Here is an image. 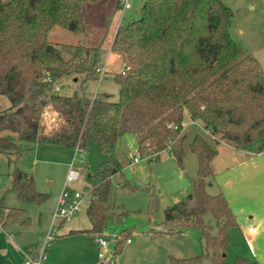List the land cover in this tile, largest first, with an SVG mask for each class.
Listing matches in <instances>:
<instances>
[{
  "label": "trees",
  "instance_id": "trees-1",
  "mask_svg": "<svg viewBox=\"0 0 264 264\" xmlns=\"http://www.w3.org/2000/svg\"><path fill=\"white\" fill-rule=\"evenodd\" d=\"M98 1L0 0V95L11 103L0 111V134L11 131L22 142L74 148L84 147L91 137L105 148L133 131L140 136L141 148L151 150L155 159L169 149L181 165L187 113L210 132L214 144L199 134L189 143L198 159L197 178L186 197L165 209L163 225L172 228L171 234L198 228L205 252L171 256L164 264H227L231 229L238 222L225 195L207 191L209 178L215 176L211 163L221 141L242 148L262 139L264 151L260 62L231 36L234 13L224 1L146 0L140 19L120 26L111 46L125 65L124 72L114 75L120 83L118 101L109 96H61L55 82L71 73L89 77L96 72L98 56L83 40L58 44L48 36L55 26L78 35L85 32L83 8ZM0 152L15 154L16 163L26 151L0 136ZM10 176L21 203L40 205L48 200V194L37 191L33 176L16 164ZM110 188V177H104L91 190L88 232L102 233L110 220L126 214L113 212ZM208 214L214 226L206 221ZM18 222L31 223L26 209L0 202V228L7 230ZM75 232L81 231H71ZM118 238L116 253L122 247ZM235 264L260 263L237 256Z\"/></svg>",
  "mask_w": 264,
  "mask_h": 264
},
{
  "label": "rangeland",
  "instance_id": "rangeland-1",
  "mask_svg": "<svg viewBox=\"0 0 264 264\" xmlns=\"http://www.w3.org/2000/svg\"><path fill=\"white\" fill-rule=\"evenodd\" d=\"M123 1L99 0L85 4V32L82 34L60 26L51 30L48 39L52 43L78 44L83 40L98 52L96 72L89 77L84 73L63 76L55 82L58 94L64 97L85 96L91 100L109 96L110 100L118 101L120 83L114 75L124 72L125 65L109 51L112 33L116 26H126L140 19L146 0H128L129 9H124ZM222 1L234 13L231 36L258 59L264 71V0ZM10 106L9 99L0 95V111ZM184 131L187 140L181 165L169 149L155 159L157 155L141 148L140 136L133 131L123 134L116 144L105 148L91 137H87L84 147L74 148L45 142L36 145L22 142L11 131L0 134L26 151L16 163L15 154L0 152V202L8 207L26 209L31 218L28 225L18 222L7 230L0 228V264H24V251L28 249L32 250L30 254L37 256L44 252L43 264H164L171 256L185 258L204 253L205 244L198 228L190 227L179 234H171L169 230L172 228L163 225L165 209L186 197L191 181L197 178L198 159L191 153L189 143L195 135H207L201 124L192 121L188 114L185 115ZM260 142L262 139H257L247 146L256 151L255 146ZM228 151L232 150L229 148ZM226 155L221 157L226 158ZM75 158L74 166L81 178L68 183L70 164ZM15 164L33 176L37 191L49 195L47 201L36 205L18 200L11 187L10 176ZM104 177L111 180L109 202L113 212L126 214L118 220H110L107 228L99 234L88 232L90 222L86 209L71 221L61 223L55 213L62 191H79L86 195ZM214 177L209 178L212 183L208 187V192H214L213 195L217 192ZM211 218L208 214L205 219L214 226ZM68 227L81 232L70 234ZM212 232H216L215 228ZM112 235L121 237L118 245L122 247L117 253ZM99 237L109 242L104 259L98 256L100 249L96 240ZM128 239L131 242L127 244ZM241 244L242 239L237 238L236 243L229 246L227 264H235L237 255L245 256L235 250Z\"/></svg>",
  "mask_w": 264,
  "mask_h": 264
},
{
  "label": "crops",
  "instance_id": "crops-1",
  "mask_svg": "<svg viewBox=\"0 0 264 264\" xmlns=\"http://www.w3.org/2000/svg\"><path fill=\"white\" fill-rule=\"evenodd\" d=\"M118 28L119 26H116L112 33L109 47L111 55H114L111 52V46ZM115 56L121 60L120 56ZM111 69H114V66ZM205 131L207 135L204 137L212 143L213 137L209 131ZM221 144L223 146L220 148ZM260 144L255 146L257 148L255 151L250 150L251 147L247 145L235 148L221 141L217 147L218 156L212 161L211 168L215 174L213 182L217 186L216 194L223 193L225 195L238 222V226L231 229V236H233L230 245L233 246L237 238H240V241L242 239L243 244L235 248L237 253L245 255L244 258L248 257L246 258L248 260H257L260 264H264V156L260 155ZM229 148L232 150L231 152L228 151ZM222 154H227L226 158L221 157ZM210 181L212 183V180ZM68 231L71 234V231L78 230L68 227Z\"/></svg>",
  "mask_w": 264,
  "mask_h": 264
},
{
  "label": "built area",
  "instance_id": "built-area-1",
  "mask_svg": "<svg viewBox=\"0 0 264 264\" xmlns=\"http://www.w3.org/2000/svg\"><path fill=\"white\" fill-rule=\"evenodd\" d=\"M123 2H124L123 3L124 9H129L130 8L129 1L124 0ZM129 69H130L129 67L126 68L127 71ZM57 90H58V88H56V91ZM173 129L177 130L178 128H177V126H175ZM148 151H151V150L148 149ZM260 155L264 156V151H260ZM75 160H76V158L70 164V170H69V173L67 176L68 183L77 182L81 178L80 172L74 166ZM135 161L137 162L138 160L135 159ZM90 194H91L90 192H87L86 195H83L79 191H74L73 193H70L69 191L64 189L58 198L57 209H56L55 215L60 218L61 222L71 221L73 218H75L79 213H81L85 209L86 204H88L90 201ZM118 239L119 238L116 235H112V237H111V240L116 242V243H117ZM96 242H97L99 249H100L98 256L100 259H104L105 258L104 251L108 247L109 242L104 240L101 237H99L96 240ZM130 242H131V240L128 239L127 243H130ZM31 252H32V250H30V249L24 251V254H25L24 264H43L44 263V260H45L44 252H42V254L38 255V256L30 254Z\"/></svg>",
  "mask_w": 264,
  "mask_h": 264
}]
</instances>
